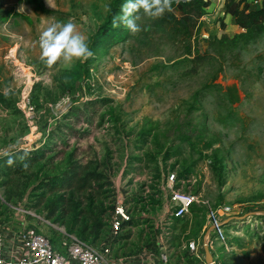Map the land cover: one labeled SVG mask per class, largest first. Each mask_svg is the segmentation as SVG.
<instances>
[{"label":"rangeland","instance_id":"rangeland-1","mask_svg":"<svg viewBox=\"0 0 264 264\" xmlns=\"http://www.w3.org/2000/svg\"><path fill=\"white\" fill-rule=\"evenodd\" d=\"M180 1L157 19L141 11L142 30L131 34L112 25L126 0H0L2 219L23 217L58 243L54 226L67 230L79 212L77 228L87 206L101 205L98 242L121 202L130 221L114 237V253L162 242L173 264H201L185 244L204 239L209 206L226 203L235 217L223 222L224 242L208 232L213 256L264 264V33L219 56L214 39L242 31L226 12L229 0H202L201 18ZM68 20L94 54L48 67L39 35ZM39 148L43 157L32 153ZM72 172L69 184L52 185ZM87 172L99 175L79 188ZM174 189L195 201L169 218ZM53 200L59 206L50 211Z\"/></svg>","mask_w":264,"mask_h":264},{"label":"built area","instance_id":"built-area-1","mask_svg":"<svg viewBox=\"0 0 264 264\" xmlns=\"http://www.w3.org/2000/svg\"><path fill=\"white\" fill-rule=\"evenodd\" d=\"M170 199L172 204L167 207L169 218L183 216L189 212L195 201L191 192L182 189L172 190ZM233 217L234 208L230 204L209 206L208 222L205 225L207 235L202 240L190 239L185 244L191 256L201 264H208L204 251V245H207L212 262L222 264L213 256L214 246L208 232L211 231L215 239L224 242L223 222ZM128 219L130 215L124 205L117 202L109 222V232L100 241H85L74 232H68L64 226H54L62 234L57 243L52 241L40 225L31 223L23 217L15 216L12 221L0 217V264H173L162 242H158V247L155 248L143 245L128 253H114L112 249L114 237Z\"/></svg>","mask_w":264,"mask_h":264},{"label":"clouds","instance_id":"clouds-1","mask_svg":"<svg viewBox=\"0 0 264 264\" xmlns=\"http://www.w3.org/2000/svg\"><path fill=\"white\" fill-rule=\"evenodd\" d=\"M179 3L180 0H175ZM150 19L162 17L166 12L173 11V0H126L121 7V14L114 16L112 25L119 28L121 25L131 34L139 33L142 28L138 21L141 20L139 13ZM40 48V60L48 67L62 62L69 66L75 60L86 61L93 56L87 38L80 33L72 20L67 22L56 21L49 24L41 31L38 39ZM11 90L5 89L7 96ZM0 155L7 156V152H0ZM25 155H27L25 153ZM21 160L25 156L20 157ZM15 160L9 156L7 164H14ZM27 168V163L23 165Z\"/></svg>","mask_w":264,"mask_h":264},{"label":"trees","instance_id":"trees-1","mask_svg":"<svg viewBox=\"0 0 264 264\" xmlns=\"http://www.w3.org/2000/svg\"><path fill=\"white\" fill-rule=\"evenodd\" d=\"M123 0H119L121 2ZM259 0H229L226 4V12L230 14L233 21L238 25L242 31L235 34L231 38H215L213 41V46L218 48L217 54L221 56L227 50H235L240 42H248L258 38L262 33H264V7L253 8L252 3H256ZM174 5V3H173ZM179 6H193L199 10L198 18H201L208 14L207 3L202 0H189L181 3ZM184 12H188L184 10ZM174 18V14L171 15ZM104 25L102 28H104ZM106 33V32H105ZM104 33V34H105ZM222 67V61L219 60V66L217 70ZM22 153H30L29 151L22 150ZM32 153H36L39 157L44 156V152L41 148L34 150ZM76 173L72 172L65 178H56L52 181V185L61 184L67 180L68 184L74 179ZM95 172H87L86 175L80 176L81 182L79 183V188H87L92 185V182L97 179ZM66 183V182H65ZM59 200V199H58ZM50 211H54L55 206H59L57 201L53 200L49 204ZM100 206H87L85 210V217L77 228L73 226L78 221L77 215L79 212H75L72 216L68 225V232H74L78 237L85 241L93 242L94 239L102 237L104 220L100 218ZM58 219V218H57ZM130 219L126 220L124 223H128ZM123 223V224H124ZM122 224V225H123Z\"/></svg>","mask_w":264,"mask_h":264},{"label":"water","instance_id":"water-1","mask_svg":"<svg viewBox=\"0 0 264 264\" xmlns=\"http://www.w3.org/2000/svg\"><path fill=\"white\" fill-rule=\"evenodd\" d=\"M204 251H205V259H206L207 263H208V264H214V263L212 262V255H211V252L209 251L207 245H204Z\"/></svg>","mask_w":264,"mask_h":264},{"label":"crops","instance_id":"crops-1","mask_svg":"<svg viewBox=\"0 0 264 264\" xmlns=\"http://www.w3.org/2000/svg\"><path fill=\"white\" fill-rule=\"evenodd\" d=\"M229 16H231L230 14H228ZM232 17V16H231Z\"/></svg>","mask_w":264,"mask_h":264}]
</instances>
